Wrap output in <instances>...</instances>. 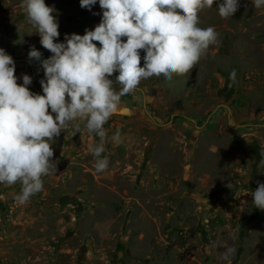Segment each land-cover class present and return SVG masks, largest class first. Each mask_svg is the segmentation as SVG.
<instances>
[{"label":"rangeland","instance_id":"rangeland-1","mask_svg":"<svg viewBox=\"0 0 264 264\" xmlns=\"http://www.w3.org/2000/svg\"><path fill=\"white\" fill-rule=\"evenodd\" d=\"M21 2L0 0V48L17 83L27 74L42 95L44 70L28 53H52ZM45 4L56 10V42L101 21L99 0L91 10L80 0ZM199 21L217 42L186 75L153 76L121 97L104 125L105 171L89 151L98 138L80 122L74 136L55 138L57 170L42 178V192L19 205L20 185H0V264H226L227 247L236 249L232 264H264V210L251 196L264 183V7L240 0L223 19L214 3ZM117 75L109 78L118 91Z\"/></svg>","mask_w":264,"mask_h":264},{"label":"clouds","instance_id":"clouds-1","mask_svg":"<svg viewBox=\"0 0 264 264\" xmlns=\"http://www.w3.org/2000/svg\"><path fill=\"white\" fill-rule=\"evenodd\" d=\"M251 2L257 9L264 7V0ZM96 3L80 0L81 8L88 10ZM214 3L223 19L233 17L240 7V0H99L102 17L94 30L65 34L64 42H56L60 33L54 7L45 0H22L23 14L52 55L42 59L34 46L28 53L29 60L39 61L44 70L41 95L30 91L32 78L27 74L17 83L13 57L0 48V185H20L14 197L19 205L42 192V178L57 170L55 138L68 129L74 136L80 122L98 138L89 151L95 170L105 171L109 160L103 156L104 125L120 111L121 97L136 90L142 80L153 76L171 80L194 68L217 42L213 27L199 26V13ZM114 72L119 73L118 91L109 78ZM111 140L122 142L119 130ZM258 167L264 169V159ZM257 185L252 202L264 210V183ZM235 252L227 247L221 259L232 264Z\"/></svg>","mask_w":264,"mask_h":264}]
</instances>
